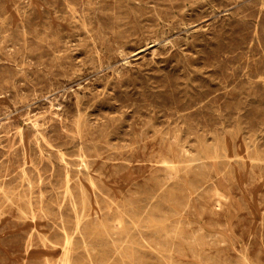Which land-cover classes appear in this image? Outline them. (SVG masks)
Masks as SVG:
<instances>
[{
	"label": "rangeland",
	"instance_id": "rangeland-1",
	"mask_svg": "<svg viewBox=\"0 0 264 264\" xmlns=\"http://www.w3.org/2000/svg\"><path fill=\"white\" fill-rule=\"evenodd\" d=\"M262 7L264 0H0V264H264Z\"/></svg>",
	"mask_w": 264,
	"mask_h": 264
},
{
	"label": "bare ground",
	"instance_id": "bare-ground-1",
	"mask_svg": "<svg viewBox=\"0 0 264 264\" xmlns=\"http://www.w3.org/2000/svg\"><path fill=\"white\" fill-rule=\"evenodd\" d=\"M3 1H4V0H3ZM54 1H55V0H54ZM57 1H58V0H57ZM74 1H75V0H74ZM191 1H192V0H191ZM215 1H216V0H215ZM217 1H218V0H217ZM238 1H239V0H238ZM17 2H18V1H17ZM46 2H47V1H46ZM199 2H200V1H199ZM226 2H228V1H226ZM240 2H241V1H240ZM13 3H14V5H15V2H13ZM19 3H21V2H19ZM28 3H29V2H28ZM55 3H56V2H55ZM98 3H99V2H98ZM195 3H196V2H195ZM197 3H198V2H197ZM242 3H243V1H242ZM250 3H251V1H250ZM252 3H253V2H252ZM47 4H48V3H47ZM53 4H54V3H53ZM56 4H57V3H56ZM152 4H153V3H152ZM180 4H181V3H180ZM201 4H202V3H201ZM204 4H205V2H204ZM223 4H224V3H223ZM223 4H222V5H223ZM228 4H229V3H228ZM232 4H233V3H232ZM247 4H248V3H247ZM257 4H258V3H257ZM64 5H65V4H64ZM189 5H190V4H189ZM195 5H196V4H195ZM250 5H252V4H250ZM26 6H27V5H26ZM135 6H136V5H135ZM138 6H139V5H138ZM176 6H177V5H176ZM200 6H201V5H200ZM204 6H206V5H203V7H204ZM215 6H216V5H215ZM232 6H233V5H232ZM255 6H256V5H255ZM69 7H70V6H69ZM89 7H90V6H89ZM91 7H92V6H91ZM91 7H90V8H91ZM143 7H144V6H143ZM198 7H199V6H198ZM213 7H214V6H213ZM226 7H227V6H226ZM239 7H240V6H239ZM15 8H17V7H15ZM20 8H21V7H20ZM99 8H100V7H99ZM146 8H147V7H146ZM247 8H248V7H247ZM257 8H258V7H257ZM262 8H263V7H262ZM262 8H261V9H262ZM2 9H3V8H2ZM17 9H18V8H17ZM57 9H58V8H57ZM70 9H71V8H70ZM199 9H200V8H199ZM210 9H211V8H210ZM244 9H245V8H244ZM263 9H264V8H263ZM18 10H19V9H18ZM63 10H64V9H63ZM75 10H76V8H75ZM75 10H74V11H75ZM238 10H239V9H238ZM69 11H70V10H69ZM90 11H91V10H90ZM205 11H206V10H205ZM218 11H219V10H218ZM222 11H223V9H222ZM230 11H231V10H230ZM232 11H233V10H232ZM1 12H2V11H1ZM28 12H29V11H28ZM184 12H185V11H184ZM211 12H212V11H211ZM227 12H228V11H227ZM244 12H245V11H244ZM43 13H45V12H43ZM201 13H202V12H201ZM246 13H247V12H246ZM257 13H259V12H257ZM202 14H203V13H202ZM207 14H208V13H207ZM229 14H230V13H229ZM252 14H253V13H252ZM255 14H256V12H255ZM30 15H31V14H30ZM44 15H45V14H44ZM78 15H79V14H78ZM242 15H243V14H242ZM247 15H250V14H247ZM26 16H27V15H26ZM32 16H34V13H33ZM238 16H239V15H238ZM253 16H254V15H253ZM84 17H85V16H84ZM247 17H248V16H247ZM27 18H28V17H27ZM33 18H34V17H33ZM197 18H198V17H197ZM234 18H236V17H234ZM249 18H250V17H249ZM252 18H253V17H252ZM255 18H256V17H255ZM263 18H264V17H263ZM6 19H7V18H6ZM40 19H41V18H40ZM228 19H229V18H228ZM239 19H240V18H239ZM243 19H244V18H243ZM260 19H261V18H260ZM0 20H1V19H0ZM177 20H178V19H177ZM223 20H224V19H223ZM230 20H231V19H230ZM2 21H4V20H2ZM31 21H32V20H31ZM36 21H37V20H36ZM151 21H152V20H151ZM151 21H149V22H151ZM188 21H189V20H188ZM231 21H232V20H231ZM241 21H242V20H241ZM243 21H244V20H243ZM243 21H242V22H243ZM176 22H177V21H176ZM182 22H184V21H182ZM199 22H200V21H199ZM226 22H227V21H226ZM228 22H229V21H228ZM235 22H236V21H235ZM245 22H246V19H245ZM247 22H248V21H247ZM262 22H264V21L262 20ZM1 23H2V22H1ZM43 23H44V22H43ZM155 23H156V22H155ZM179 23H180V22H179ZM184 23H185V22H184ZM211 23H212V22H211ZM238 23H239V22H238ZM240 23H241V22H240ZM251 23H252V22H251ZM5 24H6V23H5ZM29 24H30V23H29ZM35 24H36V23H35ZM35 24H34V25H35ZM44 24H45V23H44ZM76 24H77V23H76ZM79 24H80V23H79ZM84 24H85V23H84ZM109 24H110V23H109ZM123 24H124V23H123ZM127 24H128V23H127ZM182 24H183V23H182ZM205 24H206V23H205ZM212 24H213V23H212ZM223 24H224V23H223ZM229 24H230V23H229ZM231 24H234V20H233V23H231ZM245 24H246V23H245ZM260 24H261V23H260ZM32 25H33V24H32ZM36 25H37V24H36ZM46 25H47V24H46ZM215 25H216V24H215ZM215 25H212V26L215 27ZM227 25H228V24H227ZM262 25H263V24H262ZM0 26H1V25H0ZM30 26H31V25H30ZM49 26H50V25H49ZM74 26H75V25H74ZM204 26H205V25H204ZM230 26H231V25H230ZM230 26H229V27H230ZM238 26H239V25H238ZM244 26H245V25H244ZM246 26H247V25H246ZM248 26H250V25H248ZM248 26H247V27H248ZM253 26H254V25H253ZM23 27H24V26H23ZM177 27H179V26H177ZM177 27H176V28H177ZM206 27H207V26H206ZM236 27H237V26H236ZM242 27H243V26H242ZM242 27H241V29H243ZM250 27H251V26H250ZM250 27H249V28H250ZM0 28L2 29V27H0ZM73 28H74V27H73ZM224 28H225V26H224ZM252 28H253V27H252ZM252 28H251V29H252ZM37 29H38V28H37ZM75 29H76V27H75ZM110 29H111V28H110ZM178 29H179V28H178ZM209 29H210V28H209ZM216 29H217V28H216ZM235 29H236V28H235ZM28 30L30 31V29H28ZM28 30H27V31H28ZM48 30H49V29H48ZM48 30H47V31H48ZM158 30H159V29H158ZM211 30H212V29H211ZM223 30H224V29H223ZM226 30H227V29H226ZM226 30H225V31H226ZM233 30H234V29H233ZM233 30H232V31H233ZM4 31H5V30H4ZM16 31H17V30H16ZM35 31H36V30H35ZM44 31H45V30H44ZM50 31H51V30H50ZM169 31H170V30H169ZM213 31H214V30H213ZM216 31H218V30H216ZM225 31H224V32H225ZM232 31H231V32H232ZM256 31H257V29H256ZM261 31H262V30H261ZM20 32H21V31H20ZM45 32H46V31H45ZM159 32H160V31H159ZM175 32H176V31H175ZM235 32H236V31H235ZM27 33H28V32H27ZM33 33H34V32H33ZM39 33H40V32H39ZM211 33H212V31H211ZM220 33H221V32H220ZM222 33H223V32H222ZM226 33H227V32H226ZM5 34H6V33H5ZM25 34H26V33H25ZM79 34H80V33H79ZM198 34H199V33H198ZM201 34H202V33H201ZM232 34H233V33H232ZM243 34H244V33H243ZM243 34H241V35H243ZM39 35H40V34H39ZM186 35H187V34H186ZM202 35L204 36V34H202ZM216 35H217V34H216ZM222 35H223V34H222ZM233 35H234V34H233ZM250 35H251V34H250ZM37 36H38V35H37ZM45 36H46V35H45ZM261 36H262V35H261ZM13 37H14V36H13ZM18 37H20V36H18ZM35 37H36V36H35ZM55 37H56V36H55ZM77 37H79V36H77ZM87 37H88V35H87ZM204 37H205V36H204ZM224 37H225V36H224ZM226 37H227V36H226ZM234 37H235V36H234ZM250 37H251V36H250ZM257 37H258V35H257ZM263 37H264V36H263ZM53 38H54V37H53ZM120 38H121V37H120ZM162 38H163V37H162ZM219 38H220V37H219ZM229 38H231V37H229ZM235 38H236V37H235ZM252 38H253V37H252ZM2 39H3V37H2ZM11 39H12V38H11ZM32 39H34V38H32ZM38 39H39V38H38ZM48 39H49V38H48ZM92 39H93V38H92ZM177 39H178V38H177ZM197 39H198V38H197ZM201 39H202V37H201ZM207 39H208V38H207ZM213 39L215 40V38H213ZM222 39H223V38H222ZM248 39H249V38H248ZM253 39H254V38H253ZM12 40H14V38H13ZM19 40H21V38H20ZM30 40H31V39H30ZM44 40H45V38H44ZM204 40H205V39H204ZM216 40H217V39H216ZM225 40H226V39H225ZM258 40H259V39H258ZM17 41H18V39H17ZM47 41H49V40H47ZM52 41H54V40H52ZM73 41H74V40H73ZM92 41H93V40H92ZM208 41H209V40H208ZM253 41H254V40H252V42H253ZM13 42H14V41H13ZM23 42H24V41H23ZM62 42H63V41H62ZM78 42H79V41H78ZM185 42H186V41H185ZM185 42H184V43H185ZM206 42H207V41H206ZM209 42H210V41H209ZM213 42H214V41H213ZM233 42H234V41H233ZM241 42H242V41H241ZM249 42H250V40H249ZM252 42H250V43H252ZM84 43H85V42H84ZM214 43H215V42H214ZM238 43H239V42H238ZM242 43H243V42H242ZM244 43H245V41H244ZM253 43H254V42H253ZM256 43H257V42H256ZM262 43H263V42H262ZM12 44H13V43H12ZM34 44H35V43H34ZM36 44H37V43H36ZM38 44H39V43H38ZM44 44H45V43H44ZM86 44H87V42H86ZM109 44H110V43H109ZM187 44H188V43H187ZM199 44H200V43H199ZM208 44H209V43H208ZM223 44H224V42H223ZM236 44H237V42H236ZM257 44H258V43H257ZM259 44H260V43H259ZM13 45H16V44H13ZM50 45H51V44H50ZM54 45H55V44H54ZM69 45H70V44H69ZM171 45H172V44H171ZM176 45H177V44H176ZM188 45H189V44H188ZM194 45H196V44H194ZM240 45H241V44H240ZM240 45H239V46H240ZM246 45H247V44H246ZM10 46H11V45H10ZM23 46H24V45H23ZM36 46H37V45H36ZM179 46H180V45H179ZM200 46H201V45H200ZM203 46H204V45H203ZM203 46H202V50H203ZM210 46H211V45H210ZM220 46H221V45H220ZM260 46H261V45H260ZM66 47H67V46H66ZM95 47H96V46H95ZM95 47H94V48H95ZM126 47H127V46H126ZM192 47H193V46H192ZM213 47H214V46H213ZM226 47H227V46H226ZM241 47H242V46H241ZM241 47H239V48H241ZM254 47H256V46H254ZM51 48H52V47H51ZM77 48H78V47H77ZM177 48H178V47H177ZM180 48H181V47H180ZM189 48H190V47H189ZM209 48H211V47H209ZM235 48H236V47H235ZM249 48H250V47H249ZM249 48H248V49H249ZM252 48H253V47H252ZM18 49H19V48H18ZM127 49H128V48H127ZM174 49H175V48H174ZM178 49H179V48H178ZM187 49H188V48H187ZM214 49H216V48H214ZM230 49H231V47H230ZM230 49H229V50H230ZM232 49H233V47H232ZM58 50H59V49H58ZM92 50H93V49H92ZM163 50H164V48H163ZM181 50H182V49H181ZM185 50H186V49H185ZM196 50H197V49H196ZM200 50H201V49H200ZM208 50H209V49H208ZM239 50H240V49H239ZM243 50H244V49H243ZM263 50H264V49H263ZM263 50H262V51H263ZM8 51H9V50H8ZM49 51H50V50H49ZM52 51H53V50H52ZM77 51H78V50H77ZM112 51H113V50H112ZM210 51H211V50H210ZM233 51H234V50H233ZM246 51H247V49H246ZM44 52H45V51H44ZM87 52H88V51H87ZM104 52H105V51H104ZM158 52H159V51H158ZM183 52H184V51H183ZM183 52H182V53H183ZM186 52H187V51H186ZM221 52H222V50H221ZM227 52H228V51H227ZM250 52H251V51H250ZM4 53H5V51H4ZM13 53H14V52H13ZM77 53H78V52H77ZM80 53H81V52H80ZM84 53H85V52H84ZM89 53H90V52H89ZM92 53H93V52H92ZM179 53H180V52H179ZM231 53H232V52H231ZM260 53H262V52H260ZM260 53H259V54H260ZM59 54H60V53H59ZM97 54H98V53H97ZM176 54H177V53H176ZM187 54H188V53H187ZM205 54H206V53H205ZM226 54H227V53H226ZM233 54H234V53H233ZM35 55H36V54H35ZM43 55H46V54H43ZM88 55H89V54H88ZM99 55H100V54H99ZM178 55H179V54H178ZM191 55H192V54H191ZM196 55H197V54H196ZM198 55H199V54H198ZM222 55H223V54H222ZM231 55H232V54H231ZM244 55H245V54H244ZM244 55H243V56H244ZM36 56H37V55H36ZM53 56H54V55H53ZM55 56H56V55H55ZM114 56H115V55H114ZM186 56H187V55H186ZM208 56H209V55H208ZM219 56H220V55H219ZM241 56H242V54H241ZM246 56H248V55H246ZM19 57H20V56H19ZM86 57H87V56H86ZM88 57H89V56H88ZM177 57H178V59H181V58H179V56H177ZM204 57H205V56H204ZM210 57H211V56H210ZM41 58H42V57H41ZM48 58H49V57H48ZM98 58H99V57H98ZM109 58H110V57H109ZM200 58H201V57H200ZM223 58H224V57H223ZM228 58H229V57H228ZM232 58H233V57H232ZM211 59H212V58H211ZM236 59H237V58H236ZM239 59H240V58H239ZM262 59H264V57H263ZM55 60H56V59H55ZM57 60H58V59H57ZM85 60H86V59H85ZM92 60H93V59H92ZM99 60H100V59H99ZM176 60H177V59H176ZM182 60H183V58H182ZM186 60H187V58H186ZM192 60H193V59H192ZM204 60H205V59H204ZM206 60H208V59H206ZM222 60H223V59H222ZM224 60H225V58H224ZM233 60H234V59H233ZM250 60H251V59H250ZM259 60H260V59H259ZM8 61H9V60H8ZM136 61H137V60H136ZM147 61H148V59H147ZM160 61H161V60H160ZM172 61H173V59H172ZM174 61H175V60H174ZM174 61H173V62H174ZM188 61H189V60H188ZM208 61H209V60H208ZM208 61H207V62H208ZM246 61H247V60H246ZM253 61H254V60H253ZM263 61H264V60H263ZM263 61H262V62H263ZM26 62H27V61H26ZM56 62H57V61H56ZM78 62H79V61H78ZM129 62H130V61H129ZM137 62H138V61H137ZM176 62H177V61H176ZM179 62H180V61H179ZM219 62H220V61H219ZM239 62H240V60H239ZM24 63H25V62H24ZM48 63H49V62H48ZM94 63H95V62H94ZM100 63H101V62H100ZM148 63H150V62H148ZM189 63H190V62H189ZM195 63H196V62H195ZM195 63H194V64H195ZM198 63H199V62H198ZM215 63H216V62H215ZM230 63H231V62H230ZM232 63H233V62H232ZM263 63H264V62H263ZM38 64H39V63H38ZM79 64H80V63H79ZM79 64H78V65H79ZM183 64H185V62H184ZM209 64H210V63H209ZM224 64H225V63H224ZM235 64H236V63H235ZM240 64H241V63H240ZM252 64H253V63H251V65H252ZM259 64H261V62H260ZM33 65H34V64H33ZM100 65H101V64H100ZM147 65H148V64H147ZM150 65H151V64H150ZM185 65H186V64H185ZM202 65H203V64H202ZM211 65H212V63H211ZM248 65H249V64H248ZM254 65H255V63H254ZM262 65H263V64H262ZM190 66H191V65H190ZM198 66H199V65H198ZM208 66H209V65H208ZM221 66H222V65H221ZM229 66H230V64H229ZM255 66H256V65H255ZM255 66H254V67H255ZM19 67H21V66H19ZM84 67H85V66H84ZM171 67H172V66H171ZM182 67H185V66H182ZM196 67H197V66H196ZM196 67H195V68H196ZM201 67H202V66H201ZM226 67H227V66H226ZM239 67H240V66H239ZM244 67H245V66H244ZM246 67H248V66L246 65ZM246 67H245V68H246ZM37 68H38V67H37ZM85 68H86V67H85ZM92 68H93V67H92ZM179 68H180V67H179ZM198 68H200V67H198ZM209 68H210V67H209ZM219 68H220V67H219ZM227 68H228V67H227ZM240 68H241V67H240ZM259 68H260V67H259ZM259 68H258V69H259ZM101 69H102V68H101ZM139 69H140V68H139ZM184 69H185V68H184ZM188 69L190 70V68H188ZM212 69H213V68H212ZM247 69H248V68H247ZM262 69H264V68L262 67ZM18 70H20V69H18ZM58 70H59V69H58ZM83 70H84V69H83ZM96 70H97V69H96ZM145 70H146V69H145ZM150 70H151V69H150ZM157 70H158V69H157ZM172 70H173V69H172ZM172 70H171V71H172ZM189 70H188V71H189ZM197 70H198V69H197ZM207 70H208V69H207ZM255 70H256V69H255ZM13 71H14V70H13ZM105 71H106V70H105ZM111 71H112V70H111ZM116 71H117V69H116ZM147 71H149V70H147ZM152 71H154V70H152ZM164 71H165V70H164ZM176 71H177V70H176ZM202 71H203V70H202ZM205 71H206V69H205ZM250 71H251V70H250ZM165 72H166V71H165ZM169 72H170V71H169ZM177 72H178V71H177ZM189 72H190V71H189ZM195 72H196V71H195ZM255 72H256V71H255ZM17 73H18V72H17ZM23 73H24V72H23ZM58 73H59V72H58ZM58 73H57V74H58ZM120 73H121V72H120ZM140 73H141V72H140ZM167 73H168V72H167ZM174 73H175V71H174ZM181 73H182V72H181ZM183 73H184V72H183ZM183 73H182V74H183ZM193 73H194V72H193ZM196 73H197V72H196ZM203 73H204V72H203ZM213 73H214V72H213ZM246 73H247V72H246ZM20 74H21V73H20ZM39 74H40V73H39ZM133 74H134V73H133ZM145 74H146V73H145ZM191 74H192V73H191ZM198 74H199V73H198ZM219 74H220V72H219ZM243 74H244V71H243ZM263 74H264V73H263ZM31 75H32V73H31ZM40 75H41V74H40ZM52 75H53V74H52ZM73 75H74V74H73ZM76 75H78V74H76ZM122 75H123V74H122ZM136 75H137V74H136ZM141 75H142V74H141ZM177 75H179V74H177ZM187 75H188V73H187ZM206 75H207V74H206ZM229 75H230V73H229ZM235 75H236V74H235ZM4 76H5V75H4ZM79 76H81V75H79ZM133 76H135V75H133ZM142 76H143V75H142ZM149 76H150V75H149ZM169 76H171V75H169ZM172 76H173V75H172ZM183 76H184V75H183ZM189 76H190V75H189ZM194 76H195V75H194ZM198 76H199V75H198ZM211 76H212V75H211ZM214 76H215V75H214ZM241 76H242V74H241ZM6 77H7V76H6ZM34 77H35V76H34ZM46 77H47V76H46ZM61 77H62V76H61ZM63 77H64V76H63ZM137 77L139 78L138 75H137ZM154 77H155V76H154ZM177 77H178V76H177ZM180 77H181V76H180ZM180 77H178V78H180ZM196 77H197V76H196ZM199 77H200V76H199ZM199 77H197V78H199ZM215 77H216V76H215ZM231 77H232V76H231ZM249 77H250V76H249ZM3 78H4V77H3ZM7 78H8V77H7ZM37 78H38V77H37ZM79 78H80V77H79ZM92 78H93V77H92ZM127 78H128V77H127ZM127 78H126V80H125V79H124V80L127 81ZM133 78H134V77H133ZM159 78H160V77H159ZM202 78H203V77H202ZM221 78H222V77H221ZM229 78H230V77H229ZM243 78H244V76H243ZM255 78H256V77H255ZM22 79H23V78H22ZM46 79H47V78H46ZM64 79H65V78H64ZM75 79H76V77H75ZM99 79H100V77H99ZM106 79H107V78H106ZM160 79H162V78H160ZM168 79H169V78H168ZM173 79H174V78H173ZM173 79H172V80H173ZM176 79H177V78H176ZM187 79H188V78H187ZM200 79H201V78H200ZM208 79H209V78H208ZM222 79H224V78H222ZM236 79H237V78H236ZM16 80H17V79H16ZM16 80H15V82H16ZM47 80H48V79H47ZM94 80H95V79H94ZM146 80H147V79H146ZM149 80H150V79H149ZM155 80H156V79H155ZM181 80H182V78H181ZM190 80H191V79H190ZM194 80H195V79H194ZM204 80H205V79H204ZM224 80H225V79H224ZM227 80H228V79H227ZM17 81H18V80H17ZM55 81H56V80H55ZM101 81H102V80H101ZM105 81H106V80H105ZM121 81H122V80H121ZM147 81H148V80H147ZM161 81H162V80H161ZM188 81H189V80H188ZM195 81H197V80H195ZM195 81H193V82H195ZM211 81H212V80H211ZM213 81H214V80H213ZM215 81H216V80H215ZM220 81H221V80H220ZM230 81H231V80H230ZM237 81H238V80H237ZM242 81H243V80H242ZM242 81H241V82H242ZM245 81H246V80H245ZM258 81H259V80H258ZM260 81H261V80H260ZM4 82H5V81H4ZM26 82H27V81H26ZM71 82H72V81H71ZM109 82H110V81H109ZM131 82H132V81H131ZM140 82H141V81H140ZM189 82H190V81H189ZM200 82H201V81H200ZM202 82H203V81H202ZM204 82H205V81H204ZM246 82H247V81H246ZM253 82H255V81H253ZM20 83H21V82H20ZM33 83H34V82H33ZM120 83H121V82H120ZM122 83H124V82H122ZM141 83H142V82H141ZM148 83H149V82H148ZM148 83H147V84H148ZM160 83H161V82H160ZM170 83H171V82H170ZM183 83H185V82H183ZM207 83H208V82H207ZM213 83H214V82H213ZM250 83H251V82H250ZM28 84H29V83H28ZM35 84H36V83H35ZM39 84H40V83H39ZM128 84H129V83H128ZM157 84H159V83H157ZM177 84H178V83H177ZM216 84H217V83H216ZM229 84H230V83H229ZM247 84H248V83H247ZM5 85H6V83H5ZM23 85H24V84H23ZM29 85H30V84H29ZM37 85H38V84H37ZM190 85H191V84H190ZM193 85H194V84H193ZM201 85H202V84H201ZM210 85H211V84H210ZM219 85H220V84H219ZM224 85H225V84H224ZM233 85H234V84H233ZM17 86H18V85H17ZM78 86H79V85H78ZM104 86H105V85H104ZM120 86H121V85H120ZM149 86H150V84H149ZM166 86H167V85H166ZM174 86L176 87L177 85L174 84ZM174 86H173V87H174ZM221 86H222V85H221ZM221 86H220V87H221ZM240 86H241V85H240ZM245 86H246V85H245ZM251 86H252V85H251ZM256 86H257V84H256ZM259 86H260V85H259ZM261 86H262V85H261ZM261 86H260V87H261ZM105 87H106V86H105ZM117 87H118V86H117ZM121 87H122V86H121ZM128 87H129V86H128ZM131 87H134V86H131ZM142 87H143V86H142ZM171 87H172V86H171ZM178 87H179V86H178ZM184 87H185V86H184ZM197 87H198V86H197ZM257 87H258V86H257ZM53 88H54V87H53ZM91 88H92V87H91ZM115 88H116V87H115ZM134 88H135V87H134ZM162 88H163V87H162ZM204 88H205V87H204ZM226 88H228V87H226ZM229 88H230V87H229ZM237 88H239V86H237ZM250 88H251V87H250ZM258 88H259V87H258ZM34 89H35V88H34ZM40 89H42V88H40ZM82 89H83V88H82ZM107 89H108V88H107ZM118 89H119V88H118ZM126 89H127V88H126ZM164 89H165V88H164ZM169 89H170V88H169ZM175 89H177V88H175ZM212 89H213V88H212ZM223 89H224V88H223ZM232 89H233V88H232ZM242 89H243V88H242ZM242 89H241V90H242ZM247 89H248V88H247ZM255 89H256V88H255ZM261 89H262V88H261ZM114 90H115V89H114ZM114 90H113V91H114ZM123 90H124V89H123ZM143 90H144V89H143ZM194 90H195V89H194ZM209 90H210V89H209ZM235 90H236V89H235ZM15 91H16V90H15ZM20 91H21V90H20ZM36 91H37V90H36ZM46 91H47V90H46ZM46 91H45V92H46ZM75 91H76V90H75ZM131 91H132V90H131ZM135 91H136V90H135ZM137 91H138V90H137ZM144 91H145V90H144ZM146 91H147V90H146ZM161 91H162V90H161ZM161 91H159V92H161ZM188 91H189V89H188ZM190 91H191V90H190ZM201 91H202V90H201ZM221 91H222V90H221ZM243 91H244V90H243ZM262 91H263V89H262ZM21 92H22V91H21ZM32 92H33V90H32ZM54 92H55V91H54ZM123 92H124V91H123ZM140 92H141V90H140ZM154 92H155V91H154ZM178 92H179V91H178ZM194 92H195V91H194ZM199 92H200V91H199ZM209 92H210V91H209ZM209 92H208V93H209ZM1 93H2V92H1ZM41 93H43V92H41ZM50 93H51V91H50ZM119 93H120V92H118V94H119ZM124 93L126 94V92H124ZM133 93H135V92H133ZM136 93H137V92H136ZM179 93H180V92H179ZM184 93H185V91H184ZM187 93H188V92H187ZM197 93H198V92H197ZM201 93H202V92H201ZM204 93H205V92H204ZM232 93H233V92H232ZM247 93H249V92H247ZM247 93H246V94H247ZM258 93H259V92H258ZM74 94H75V93H74ZM107 94H108V93H107ZM122 94H123V93H122ZM129 94H131V93H129ZM147 94H148V93H147ZM149 94H150V93H149ZM166 94H167V93H166ZM175 94H176V93H175ZM177 94H178V93H177ZM224 94H225V93H224ZM239 94H240V93H239ZM239 94H238V95H239ZM246 94H245V95H246ZM27 95H28V94H27ZM110 95H111V94H110ZM120 95H121V94H120ZM151 95H152V94H151ZM153 95H154V94H153ZM162 95H163V94H162ZM193 95H194V94H193ZM213 95H214V94H213ZM229 95H230V94H229ZM248 95H249V94H248ZM18 96H19V95H18ZM18 96H17V97H18ZM24 96H25V95H24ZM55 96H56V95H55ZM158 96H159V95H158ZM164 96H165V94H164ZM185 96H186V95H185ZM190 96H191V95H190ZM194 96H195V95H194ZM196 96H199V95L197 94ZM196 96H195V97H196ZM200 96H201V95H200ZM200 96H199V97H200ZM203 96H204V95H203ZM203 96H201V97H203ZM208 96H209V95H208ZM208 96H207V97H208ZM211 96H212V94H211ZM216 96H217V95H216ZM221 96H222V95H221ZM252 96H253V95H252ZM113 97H114V96H113ZM142 97H143V96H142ZM151 97H152V96H151ZM171 97H173V96H171ZM191 97H192V96H191ZM250 97H251V96H250ZM18 98H20V97H18ZM79 98H80V97H79ZM111 98H112V97H111ZM133 98H134V97H133ZM143 98H144V97H143ZM145 98H146V97H145ZM147 98L149 99V97H147ZM157 98H159V97H157ZM167 98H169V97H167ZM193 98H194V97H193ZM216 98H217V97H216ZM225 98H226V97H225ZM241 98H242V97H241ZM64 99H65V98H64ZM72 99H73V98H72ZM123 99H125V98H123ZM126 99H127V98H126ZM172 99H173V98H172ZM185 99H186V98H185ZM194 99H195V98H194ZM202 99H203V98H202ZM205 99H206V98H205ZM223 99H224V98H223ZM242 99H243V98H242ZM46 100H47V99H46ZM70 100H71V99H70ZM74 100H75V99H74ZM77 100H78V99H77ZM95 100H96V99H95ZM127 100H128V99H127ZM154 100H155V99H154ZM169 100H170V99H169ZM225 100H227V99H225ZM245 100H246V99H245ZM251 100H252V99H251ZM257 100H258V99H257ZM257 100H256V103H257ZM115 101H116V99H115ZM117 101H118V100H117ZM147 101H149V100H147ZM171 101H172V100H171ZM196 101H197V100H196ZM213 101H214V100H213ZM221 101H222V100H221ZM231 101H232V100H231ZM247 101H248V100H247ZM253 101H254V100H253ZM19 102H20V101H19ZM21 102H22V101H21ZM45 102H46V101H45ZM48 102H49V101H48ZM85 102H86V101H85ZM184 102H185V101H184ZM209 102H210V101H209ZM209 102H208V103H209ZM215 102H216V101H215ZM226 102H227V101H226ZM70 103H71V102H70ZM99 103H100V102H99ZM116 103H117V102H116ZM126 103H128V102H126ZM165 103H166V102H165ZM167 103H168V102H167ZM197 103H198V102H197ZM199 103H200V102H199ZM228 103H229V102H228ZM228 103H227V104H228ZM242 103H243V102H242ZM49 104H50V103H49ZM76 104H77V103H76ZM80 104H81V103H80ZM122 104H123V103H121V105H122ZM169 104H171V103H169ZM191 104H192V103H191ZM210 104H211V103H210ZM104 105H105V104H104ZM164 105H165V104H163V106H164ZM180 105H181V104H180ZM180 105H179V106H180ZM231 105H232V104H231ZM231 105H230V106H231ZM235 105H237V104H235ZM239 105H240V104H239ZM245 105H246V104H245ZM102 106H103V105H102ZM154 106H155V104H154ZM181 106H182V105H181ZM183 106H184V105H183ZM190 106H191V105H190ZM207 106H208V105H207ZM223 106H224V105H223ZM225 106H226V105H225ZM237 106H238V105H237ZM237 106H236V107H237ZM74 107H75V106H74ZM120 107H121V106H120ZM139 107H140V106H139ZM165 107H167V106L165 105ZM174 107H175V106H174ZM174 107H173V108H174ZM187 107H188V105H187ZM227 107H228V105H227ZM238 107H239V106H238ZM241 107H242V106H241ZM250 107H251V105H250ZM256 107L258 108V106H256ZM100 108H101V107H100ZM117 108H118V107H117ZM117 108H116V109H117ZM145 108H146V107H145ZM145 108H144V109H145ZM150 108H151V107H150ZM213 108H214V107H213ZM216 108H217V107H216ZM219 108H220V107H219ZM234 108H235V107H234ZM53 109H54V108H53ZM109 109H110V108H109ZM111 109H112V108H111ZM114 109H115V108H114ZM118 109H119V108H118ZM135 109H136V108H135ZM142 109H143V108H142ZM147 109H148V108H147ZM152 109H153V108H152ZM154 109H156V108H154ZM154 109H153V110H154ZM165 109H166V108H165ZM170 109H171V106H170ZM179 109H180V108H179ZM206 109H207V108H206ZM238 109H239V108H238ZM74 110H75V109H74ZM78 110H79V109H78ZM95 110H96V109H95ZM133 110H134V109H133ZM156 110H157V109H156ZM163 110H164V108H163ZM173 110H175V108H174ZM183 110H184V109H183ZM197 110H198V109H197ZM231 110H232V109H231ZM248 110H249V109H248ZM140 111H141V110H140ZM146 111H147V110H146ZM159 111H160V110H159ZM180 111H181V110H180ZM191 111H192V110H191ZM202 111H203V110H202ZM207 111H208V110H207ZM222 111H223V110H222ZM252 111H253V110H252ZM23 112H24V111H23ZM26 112H27V111H26ZM69 112L71 113V111H69ZM91 112H92V111H91ZM103 112H104V111H103ZM150 112H151V111H150ZM152 112H153V111H152ZM152 112H151V113H152ZM177 112H178V111H177ZM185 112H187V111H185ZM209 112H210V111H209ZM235 112H236V110H235ZM260 112H261V111H260ZM41 113H42V112H41ZM41 113H40V114H41ZM43 113H44V112H43ZM77 113H78V112H77ZM114 113H115V112H114ZM116 113H117V112H116ZM125 113L127 114V112H125ZM135 113H136V112H135ZM140 113H141V112H140ZM148 113H149V112H148ZM151 113H150V114H151ZM163 113H164V112H163ZM183 113H184V112H183ZM227 113H228V112H227ZM232 113H233V112H232ZM236 113H237V112H236ZM263 113H264V112H263ZM37 114H38V113H37ZM50 114H51V113H50ZM52 114H53V113H52ZM68 114H69V113H68ZM88 114H89V113H88ZM100 114H101V112H100ZM109 114H110V113H109ZM109 114H108V115H109ZM111 114H112V113H111ZM123 114H124V113H123ZM123 114H122V115H123ZM142 114H143V113H142ZM158 114H160V113H158ZM201 114H202V112H201ZM215 114H217V113H215ZM219 114H221V113L219 112ZM251 114H253V113H251ZM251 114H250V115H251ZM257 114H258V113H257ZM113 115H114V114H113ZM134 115H135V114H134ZM134 115H133V116H134ZM136 115H137V113H136ZM139 115H140V114H139ZM145 115H147V114L145 113ZM153 115H154V113H153ZM164 115H165V114H164ZM197 115H198V114H197ZM170 116H171V115H170ZM173 116H174V115H173ZM187 116H188V115H187ZM187 116H186V117H187ZM199 116H200V115H199ZM253 116H254V115H253ZM56 117H57V116H56ZM73 117H74V116H73ZM73 117H72V118H73ZM84 117H85V116H84ZM91 117H92V116H91ZM97 117H98V116H97ZM103 117H104V116H103ZM117 117H118V116H117ZM126 117H127V116H126ZM142 117H143V116H142ZM166 117H167V116H166ZM201 117H202V116H201ZM207 117H208V116H207ZM210 117H211V116H210ZM212 117H213V116H212ZM217 117H218V116H217ZM246 117H247V116H246ZM258 117H259V116H258ZM89 118H90V117H89ZM112 118H113V116H112ZM150 118H151V116H150ZM152 118H153V116H152ZM164 118H165V117H164ZM189 118H190V117H189ZM189 118H188V119H189ZM219 118H220V117H219ZM261 118H262V117H261ZM91 119H92V118H91ZM93 119H94V118H93ZM95 119H96V118H95ZM104 119H105V118H104ZM125 119H126V118H125ZM186 119H187V118H186ZM200 119H201V118H200ZM200 119H199V120H200ZM220 119H221V118H220ZM41 120H42V119H41ZM56 120H57V119H56ZM58 120H59V119H58ZM80 120H81V118H80ZM87 120H88V119H87ZM89 120H90V119H89ZM116 120H117V119H116ZM121 120H123V119H121ZM130 120H131V119H130ZM142 120H144V119H142ZM145 120H146V119H145ZM168 120H169V119H168ZM179 120H180V119H179ZM207 120H208V119H207ZM218 120H219V119H218ZM226 120H227V119H226ZM232 120H233V119H232ZM28 121H29V120H28ZM60 121H61V120H60ZM114 121H115V119H114ZM136 121H137V117H136ZM149 121H150V120H149ZM165 121H166V120H165ZM174 121H175V119H174ZM176 121H177V120H176ZM186 121H187V120H186ZM193 121H195V120H193ZM208 121H209V120H208ZM210 121H211V120H210ZM215 121H216V120H215ZM255 121H256V120H255ZM79 122H80V121H79ZM107 122H108V121H107ZM107 122H106V123H107ZM117 122H118V120H117ZM119 122H120V121H119ZM132 122H133V121H132ZM168 122H169V121H168ZM178 122H179V121H178ZM188 122H189V121H188ZM190 122H192V121H190ZM226 122H227V121H226ZM115 123H116V121H115ZM136 123H137V122H136ZM140 123H141V122H140ZM147 123H148V122H147ZM160 123H161V122H160ZM160 123H159V124H160ZM184 123H185V122H184ZM198 123H199V122H198ZM219 123H220V122H219ZM233 123H234V122H233ZM256 123H257V121H256ZM15 124H16V123H15ZM78 124H79V123H78ZM100 124H101V123H100ZM107 124H108V123H107ZM163 124H164V123H163ZM204 124H205V123H204ZM8 125H10V124H8ZM16 125H17V124H16ZM74 125H76V124H74ZM74 125H73V126H74ZM83 125H84V124H83ZM94 125H95V122H94ZM105 125H106V124H105ZM108 125H109V124H108ZM120 125H121V124H120ZM130 125H131V124H130ZM135 125H136V124H135ZM142 125H143V124H142ZM174 125H176V123H175ZM187 125H188V124H187ZM208 125H209V124H208ZM213 125H214V124H213ZM219 125H220V124H219ZM223 125H224V124H223ZM5 126H6V125H5ZM76 126L78 127V125H76ZM106 126H107V125H106ZM152 126H153V125H152ZM176 126H177V125H176ZM211 126H212V125H211ZM252 126H253V125H252ZM62 127H63V126H62ZM98 127H99V126H98ZM100 127H101V126H100ZM137 127H138V126H137ZM188 127H189V126H188ZM194 127H195V126H194ZM200 127H201V126H200ZM223 127H224V126H223ZM65 128H66V127H65ZM72 128H73V127H72ZM74 128H76V127H74ZM125 128H126V127H125ZM132 128H134V127H132ZM132 128H130V129H132ZM196 128H197V127H196ZM198 128H199V127H198ZM248 128H250V127H248ZM5 129H6V128H5ZM27 129H28V128H27ZM66 129H68V128H66ZM139 129H140V128H139ZM160 129H161V128H160ZM167 129H168V128H167ZM188 129H189V128H188ZM192 129H193V128H192ZM200 129H201V128H200ZM260 129H261V128H260ZM263 129H264V128H263ZM68 130H69V129H68ZM71 130H72V129H71ZM121 130H122V129H121ZM132 130H133V129H132ZM149 130H150V129H149ZM151 130H152V129H151ZM165 130H166V129H165ZM169 130H170V129H169ZM194 130H195V129H194ZM61 131H62V130H61ZM73 131H74V130H73ZM73 131H72V132H73ZM146 131H147V130H146ZM154 131H155V130H154ZM154 131H153V132H154ZM190 131H191V130H190ZM206 131H207V130H206ZM62 132H63V131H62ZM122 132H123V131H122ZM131 132H132V131H131ZM131 132H130V133H131ZM150 132H151V131H150ZM155 132H156V131H155ZM163 132H164V131H163ZM166 132H167V131H166ZM224 132H225V131H224ZM56 133H57V131H56ZM79 133H80V132H79ZM98 133H99V132H98ZM100 133H101V132H100ZM118 133H119V132H118ZM144 133H145V132H144ZM187 133H188V132H187ZM21 134H22V133H21ZM39 134H40V133H39ZM59 134H60V133H59ZM139 134H140V133H139ZM155 134H156V133H155ZM192 134H193V132H192ZM197 134H198V133H197ZM73 135H75V134H73ZM102 135H103V132H102ZM123 135H124V133H123ZM132 135H133V134H132ZM142 135H143V134H142ZM142 135H141V136H142ZM187 135H188V134H187ZM4 136H5V135H4ZM59 136H60V135H59ZM126 136H127V135H126ZM130 136H131V135H130ZM133 136H134V135H133ZM144 136H145V135H144ZM157 136H158V135H157ZM203 136H204V134H203ZM1 137H2V136H1ZM16 137H17V136H16ZM21 137H22V136H21ZM64 137H65V136H64ZM94 137H95V136H94ZM101 137H102V136H101ZM119 137H120V136H119ZM123 137H124V136H123ZM147 137H148V136H147ZM153 137H154V136H153ZM162 137H163V136H162ZM162 137H161V138H162ZM189 137H190V136H189ZM17 138H19V137H17ZM112 138H113V137H112ZM128 138H129V137H128ZM151 138H152V137H151ZM156 138H157V137H156ZM187 138H188V137H187ZM20 139H21V138H20ZM60 139H61V138H60ZM60 139H59V140H60ZM123 139H125V138H123ZM135 139H136V138H135ZM162 139H163V138H162ZM210 139H212V138H210ZM63 140H64V139H63ZM75 140H76V139H75ZM128 140H129V139H128ZM131 140H132V139H131ZM131 140H129V141H131ZM164 140H165V139H164ZM208 140H209V139H208ZM261 140H262V139H261ZM9 141H10V140H9ZM43 141H44V140H43ZM192 141H193V140H192ZM196 141H197V140H196ZM21 142H22V144H23L24 141L21 140ZM81 142H82V141H81ZM162 142H163V141H162ZM61 143H62V142H61ZM159 143H160V142H159ZM165 143H166V142H165ZM168 143H169V142H168ZM198 143H199V142H198ZM31 144H32V143H31ZM37 144H38V143H37ZM62 144H63V143H62ZM116 144H117V146H119L118 143H116ZM116 144H115V146H116ZM125 144H126V143H125ZM154 144H155V143H154ZM120 145H121V144H120ZM127 145H128V144H127ZM163 145H165V144H163ZM50 146H51V145H50ZM124 146H125V145H124ZM129 146H130V145H129ZM250 146H251V145H250ZM188 147H189V146H188ZM35 148H36V147H35ZM100 148H101V147H100ZM136 148H137V147H136ZM178 148H179V147H178ZM192 148H193V147H192ZM249 148H250V147H249ZM2 149H3V148H2ZM50 149H51V147H50ZM53 149H54V148H53ZM81 149H82V148H81ZM146 149H147V148H146ZM159 149H160V148H159ZM218 149H219V148H218ZM218 149H217V150H218ZM0 150H1V149H0ZM3 150H4V149H3ZM37 150H38V149H37ZM83 150H84V149H83ZM132 150H133V149H132ZM147 150H148V149H147ZM170 150H172V149H170ZM225 150H226V149H225ZM4 151H6V150H4ZM86 151H87V150H86ZM128 151H129V150H128ZM168 151H169V149H168ZM226 151H227V150H226ZM89 152H90V151H89ZM114 152H115V151H114ZM126 152H127V151H126ZM183 152L185 153V151H183ZM46 153H47V152H46ZM70 153H71V152H70ZM116 153H117V152H116ZM171 153H172V151H171ZM171 153H170V155H171ZM184 153H183V154H184ZM3 154H4V153H3ZM17 154H18V153H17ZM17 154H16V155H17ZM49 154H50V153H49ZM55 154H56V153H55ZM66 154H67V153H66ZM74 154H75V152H74ZM131 154H132V153H131ZM157 154H158V153H157ZM183 154H182V155H183ZM69 155H70V154H69ZM69 155H68V156H69ZM159 155H160V154H159ZM172 155H173V154H172ZM187 155H189V154H187ZM216 155H217V154H216ZM1 156H2V155H1ZM49 156H50V155H49ZM57 156H58V154H57ZM60 156H61V155H60ZM71 156H72V155H71ZM79 156H81V154H80ZM119 156H121V155H119ZM133 156H134V155H133ZM184 156H185V155H184ZM203 156H204V155H203ZM218 156H219V155H218ZM224 156H225V155H224ZM35 157H36V156H35ZM51 157H52V156H51ZM129 157H130V156H129ZM131 157H132V156H131ZM144 157H145V156H144ZM153 157H154V156H153ZM155 157H157V155H155ZM182 157H183V156H182ZM8 158H9V157H8ZM62 158H63V157H62ZM121 158H122V157H121ZM165 158H166V157H165ZM180 158H181V157H180ZM191 158H192V156H191ZM217 158H218V157H217ZM227 158H228V157H227ZM0 159H1V157H0ZM4 159H5V158H4ZM55 159H56V158H55ZM63 159H64V158H63ZM67 159H69V158H67ZM78 159H79V158H78ZM81 159H82V158H81ZM84 159H85V157H84ZM166 159H167V158H166ZM182 159H184V158H182ZM187 159H188V158H187ZM195 159H197V158H194V160H195ZM221 159H222V158H221ZM223 159H224V158H223ZM2 160H3V159H2ZM19 160H20V159H19ZM39 160H40V159H39ZM65 160H66V159H65ZM192 160H193V159H192ZM200 160H201V159H200ZM210 160H211V159H210ZM224 160L226 161V159H224ZM7 161H8V160H7ZM7 161H6V162H7ZM20 161H21V160H20ZM68 161H69V160H68ZM147 161H148V160H147ZM164 161H165V159H164ZM185 161H186V160H185ZM227 161L230 162L229 160H227ZM231 161H232V160H231ZM242 161H243V160H242ZM6 162H5V163H6ZM24 162H25V161H24ZM151 162H152V161H151ZM161 162H162V160H161ZM161 162H160V163H161ZM166 162H167V161H166ZM192 162H193V161H192ZM72 163H73V162H72ZM92 163H93V162H92ZM123 163H124V162H123ZM167 163H168V162H167ZM172 163H173V162H172ZM194 163L196 164V162H194ZM197 163H199V162H197ZM210 163H211V162H210ZM220 163H221V162H220ZM236 163H237V162H236ZM238 163H239V162H238ZM251 163H252V162H251ZM253 163H254V162H253ZM6 164H7V163H6ZM10 164H11V163H10ZM46 164H47V163H46ZM81 164H82V163H81ZM94 164H95V163H94ZM162 164H163V162H162ZM0 165H1V164H0ZM44 165H45V164H44ZM49 165H50V164H49ZM53 165H54V164H53ZM74 165H75V164H74ZM76 165H77V164H76ZM84 165H85V164H84ZM87 165H88V164H87ZM127 165H128V163H127ZM151 165H152V164H151ZM168 165H169V164H168ZM168 165H166V166H168ZM173 165L175 166V164H173ZM193 165H194V164H193ZM201 165H202V163H201ZM241 165L243 166V163H242ZM9 166H10V165H9ZM63 166H64V165H62L61 167H63ZM79 166H80V164H79ZM82 166H83V165H82ZM186 166H187V165H186ZM186 166H185V167H186ZM191 166H192V164H191ZM1 167H3V166H1ZM58 167H59V166H58ZM77 167H78V165H77ZM180 167H181V166H180ZM185 167H184V168H185ZM188 167H189V166H187V168H188ZM214 167H215V166H214ZM90 168H91V166H90ZM182 168H183V167H182ZM84 169H85V168H84ZM170 169H172V168H170ZM188 169H189V168H188ZM71 170H72V169H71ZM201 170H202V169H201ZM215 170H216V169H215ZM62 171H63V170H62ZM165 171H167V169H165ZM187 171H188V170H187ZM203 171H204V170H203ZM216 171H217V170H216ZM229 171H230V170H229ZM55 172H57V171H55ZM60 172H61V170H60ZM66 172H67V171H66ZM70 172H71V171H70ZM158 172H160V171H158ZM163 172H164V171H163ZM201 172H202V171H201ZM217 172H218V171H217ZM5 173H6V171H5ZM22 173H23V172H22ZM58 173H59V172H58ZM164 173H166V172H164ZM24 174H25V171H24ZM65 174H66V173H65ZM65 174H64V175H65ZM88 174H89V173H88ZM167 174H168V172H167ZM175 174H176V173H175ZM185 174H186V173H185ZM26 175H27V173H26ZM26 175H25L24 178H26ZM46 175H47V174H46ZM64 175L62 174V176H64ZM67 175H68V174H67ZM157 175H158V174H157ZM168 175H170V174H168ZM218 175H219V174H218ZM7 176H8V175H7ZM60 176H61V175H60ZM62 176H61V177H62ZM88 176H89V175H88ZM88 176H87V177H88ZM163 176H164V175H163ZM224 177H225V175H224ZM8 178H9V177H8ZM66 178H68V177H66ZM166 178H167V177H166ZM229 178H230V177H229ZM229 178H228V179H229ZM27 179H28V178H27ZM45 179H46V178H45ZM53 179H54V178H53ZM86 179H87V178H86ZM94 179H95V178H94ZM168 179H170V178H168ZM28 180H29V179H28ZM34 180H35V179H34ZM54 180H55V179H54ZM77 180H78V179H77ZM77 180H76V181H77ZM87 180H88V179H87ZM89 180H90V179H89ZM89 180H88V181H89ZM184 180H185V179H184ZM200 180H201V179H200ZM232 180H233V179H232ZM9 181H10V180H9ZM37 181H38V180H37ZM40 181H41V180H40ZM49 181H50V180H49ZM90 181H91V180H90ZM202 181H203V180H202ZM230 181H231V180H230ZM54 182H56V181H54ZM57 182H58V181H57ZM68 182H69V179H68ZM232 182H233V181H232ZM251 182H252V181H251ZM5 183H6V182H5ZM62 183H63V182H62ZM90 183H92V181L89 182V184H90ZM159 183H160V182H159ZM163 183H164V181H163ZM165 184H166V183H165ZM211 184H212V183H211ZM25 185H26V184H25ZM161 185H162V184H161ZM232 185H233V184H232ZM27 186H28V185H27ZM35 186H36V185H35ZM46 186H47V185H46ZM68 186H69V185H68ZM5 187H6V186H5ZM7 188H8V187H7ZM13 188H14V187H13ZM77 188H78V187H77ZM79 188H80V187H79ZM79 188H78V190H79ZM82 188H83V187H82ZM50 189L52 190V188H50ZM62 189H63V188H62ZM80 190H81V189H80ZM94 190H95V189H94ZM163 190H164V189H163ZM239 190H240V189H239ZM28 191H29V190H28ZM33 191H34V190H33ZM65 191H66V190H65ZM68 191H69V188H68ZM68 191H67V192H68ZM141 191H142V190H141ZM143 191H144V190H143ZM164 191H165V190H164ZM15 192H16V191H15ZM15 192H14V193H15ZM59 192H61V191H59ZM145 192H146V191H145ZM24 193H25V192H24ZM30 193H31V192H30ZM77 193L79 194V192H77ZM81 193H82V192H81ZM241 193H242V192H241ZM2 194H3V191H2ZM10 194H11V192H10ZM15 194H16V193H15ZM60 194H61V193H60ZM67 194L69 195V192H68ZM85 194H86V193H85ZM85 194H84V195H85ZM160 194H162V193H160ZM70 195H71V193H70ZM99 195H100V194H99ZM192 195H193V194H192ZM242 195H243V194H242ZM5 196H6V195L4 194V197H5ZM8 196H9V195H8ZM25 196H26V195H25ZM42 196H43V195H42ZM57 196H58V195H57ZM64 196H65V195H64ZM81 196H82V195H81ZM71 197H72V196H71ZM71 197H70V198H71ZM87 197H88V196H86V198H87ZM0 198H1V197H0ZM8 198H9V197H8ZM34 198H35V197H34ZM62 198H63V197H62ZM6 199H7V196H6ZM12 199H14V198H12ZM21 199H22V198H21ZM65 199H66V198H65ZM83 199H84V198H83ZM157 199H158V198H157ZM240 199H241V198H240ZM251 199H252V198H251ZM73 200H74V199H73ZM87 200H88V199H87ZM146 200H147V199H146ZM37 201H38V200H37ZM65 201H66V200H65ZM70 201H71V200H70ZM226 201H227V200H226ZM22 202H23V201H22ZM72 202H73V201H72ZM143 202H144V201H143ZM155 202H157V201H155ZM0 203H1V202H0ZM3 203L5 204V202H3ZM19 203H20V202H19ZM23 203H24V202H23ZM83 203H84V202H83ZM149 203H151V202H149ZM149 203H147V204L149 205ZM233 203H234V202H233ZM1 204H2V203H1ZM24 204H25V203H24ZM79 204H80V203H79ZM151 204H152V203H151ZM154 204H155V203H154ZM10 205H13V204L11 203ZM17 205H19V204H17ZM71 205H73V204L71 203ZM81 205H82V204H81ZM84 205H85V204H84ZM88 205H89V203H88ZM220 205H221V204H220ZM5 206H6V205H5ZM30 206H31V205H30ZM35 206H36V205H35ZM89 206H90V205H89ZM151 206H152V205H151ZM151 206H150V207H151ZM221 206H222V205H221ZM14 207H15V206H14ZM53 207H55V206H53ZM150 207H149V209H150ZM26 208H27V207H26ZM84 208H85V207H84ZM174 208H175V207H174ZM221 208H222V207H221ZM18 209H19V208H18ZM29 209H30V207H29ZM29 209H28V210H29ZM31 209H32V207H31ZM57 209H58V208H57ZM70 209H72V208H70ZM75 209H76V208H75ZM132 209H133V208H132ZM246 209H247V207H246ZM81 210H82V209H81ZM108 210H109V209H108ZM20 211H21V210H20ZM47 211H48V210H47ZM51 211H52V210H51ZM69 211H70V210H69ZM82 211H83V210H82ZM119 211H120V210H119ZM176 211H177V210H176ZM4 212H5V211H4ZM18 212H19V210H18ZM28 212H30V211H28ZM73 212H74V211H73ZM147 212H148V211H147ZM177 212H178V211H177ZM180 212H181V211H180ZM250 212H251V211H250ZM2 214H3V213H2ZM19 214H20V212H19ZM21 214H22V213H21ZM21 214H20V215H21ZM23 214H24V213H23ZM42 214H44V213H42ZM51 214H53V213H51ZM54 214H55V213H54ZM82 214H83V212H82ZM117 214H119V213H117ZM181 214H182V213H181ZM3 215H4V214H3ZM55 215H56V214H55ZM77 215H78V214H77ZM4 216H5V215H4ZM44 217H45V216H44ZM48 217H49V216H48ZM82 217H83V216H82ZM85 217H86V216H85ZM0 218H1V217H0ZM61 218H63V217H61ZM74 218H75V217H74ZM79 218H80V217H79ZM96 218L98 219L97 216H96ZM184 218H185V217H184ZM19 219H20V218H19ZM23 219H24V218H23ZM23 219H21V220H23ZM49 219H50V218H49ZM77 219H78V217H77ZM182 219H183V218H182ZM246 219H247V218H246ZM246 219H245V220H246ZM21 220H20V221H21ZM46 220H47V219H46ZM74 220H75V219H74ZM81 220H82V219H81ZM129 220H130V219H129ZM179 220H180V219H179ZM96 221H97V220H96ZM141 221H142V220H141ZM251 221H252V220H251ZM12 222L16 223L17 220H16V222H15V221H12ZM78 222H80V221H78ZM129 222H130V221H129ZM240 222H241V221H240ZM252 222H253V221H252ZM17 223H18V222H17ZM83 223H84V222H83ZM11 224H12V223H11ZM23 224H24V221H23ZM63 224H64V223H63ZM81 224H82V223H81ZM81 224H80V225H81ZM133 224H134V223H133ZM170 224H171V223H170ZM54 225H55V224H54ZM61 225H62V222H61ZM73 225H74V224H73ZM78 225H79V224H78ZM78 225H77V226H78ZM80 225H79V226H80ZM134 225H135V224H134ZM154 225H155V224H153V226H154ZM157 225H158V224H157ZM160 225H161V224H160ZM236 225H237V224H236ZM66 226H67V225H66ZM158 226H159V225H158ZM260 226L263 227L262 225H260ZM50 227H53V226H50ZM55 227H57V226L55 225ZM68 227H69V226H68ZM97 227H98V226H97ZM101 227H102V226H101ZM103 227H105V226H103ZM103 227H102V229L105 230L106 228H103ZM145 227H146V226H145ZM161 227H162V226H161ZM221 227H222V226H221ZM79 228H80V227H79ZM124 228H125V226H124ZM136 228H137V227H136ZM146 228H147V227H146ZM158 228H159V227H158ZM222 228H223V227H222ZM7 229H8V228H7ZM57 229H58V228H57ZM139 229H140V228H139ZM164 229H165V228H164ZM224 229H225V228H224ZM241 229H242V228H241ZM244 229H245V228H244ZM244 229H243V230H244ZM259 229H260V228H259ZM75 230H76V229H75ZM140 230H141V229H140ZM153 230H154V229H153ZM155 230H156V229H155ZM155 230H154V231H155ZM243 230H241V231H243ZM257 230H258V229H257ZM3 231H4V230H3ZM60 231H61V230H60ZM236 231H237V230H236ZM260 231H261V230H260ZM34 232H35V231H34ZM105 232H106V231H105ZM144 232H145V231H144ZM243 232H244V231H243ZM32 233H33V232H32ZM35 233H36V232H35ZM75 233H76V232H75ZM244 233H245V232H244ZM64 234H65V233H64ZM60 235H61V234H60ZM84 235H85V234H84ZM149 235H150V234H149ZM39 236H40V235H39ZM63 236H64V235H63ZM66 236H67V235H66ZM116 236H117V235H116ZM241 236H242V235H241ZM33 237H34V236H33ZM41 237H42V236H41ZM59 237H60V236H59ZM64 237H65V236H64ZM261 237H262V235H261ZM52 238H53V237H52ZM60 238H61V237H60ZM92 238H93V237H92ZM254 238H255V237H254ZM21 239H22V238H21ZM24 239H25V238H24ZM41 239H42V238H41ZM44 239H45V238H44ZM65 239H66V238H65ZM89 239H90V238H89ZM102 239H103V238H102ZM195 239H197V238H195ZM19 240H20V239H19ZM70 240L72 241V237H71ZM79 240H80V238H79ZM11 241H12V240H11ZM20 241H21V240H20ZM25 241H26V239H25ZM27 241H28V240H27ZM27 241H26V242H27ZM128 241H130V240L128 239ZM128 241H127V242H128ZM18 242H19V241H18ZM22 242H23V241H22ZM89 242H90V241H89ZM111 242H112V241H111ZM127 242H126V243H127ZM16 243H17V241H16ZM70 243H71V242H70ZM70 243H69V244H70ZM87 243H88V242H87ZM131 243H132V242H131ZM11 244H12V243H11ZM19 244H20V243H19ZM29 244H30V243H29ZM69 244L66 243L67 246H68ZM81 244H82V243H81ZM83 244H84V243H83ZM113 244H114V243H113ZM30 245L32 246V243H31ZM30 245H29V246H30ZM43 245L45 246L46 244H43ZM50 245H51V244H50ZM87 245H88V244H87ZM89 245H90V243H89ZM91 245H92V244H91ZM95 245H96V244H95ZM99 245H100V244H99ZM116 245H117V244H116ZM29 246H28V247H29ZM51 246H52V245H51ZM79 246H80V245H79ZM92 246H93V245H92ZM92 246H91V247H92ZM96 246H97V245H96ZM117 246H118V245H117ZM125 246H126V245H125ZM45 247H46V246H45ZM45 247H44V248H45ZM52 247H54V246H52ZM55 247H56V246H55ZM82 247H83V246H82ZM86 247H87V246H86ZM100 247H101V246H100ZM106 247H107V246H106ZM106 247H105V248H106ZM129 247H130V246H129ZM132 247H133V246H132ZM134 247H135V246H134ZM36 248H37V247H36ZM65 248L67 249V247H65ZM70 248H71V246H70ZM137 248H138V247H137ZM245 248H246V247H245ZM10 249H11V248H10ZM52 249H53V248H52ZM66 249H65V250H66ZM74 249H75V248H74ZM132 249H133V248H132ZM135 249H136V248H135ZM135 249H134V250H135ZM65 250H63V251H65ZM72 250H73V249H72ZM76 250H78V249H76ZM97 250H98V249H97ZM102 250H103V249H102ZM138 250H139V249H138ZM259 250H260V249H259ZM66 251H67V250H66ZM86 251H87V249H86ZM86 251H85V252H86ZM93 251H94V250H93ZM103 251H104V250H103ZM82 252H84V251H82ZM94 252H95V251H94ZM97 252L99 253V250H98ZM241 252H242V251H241ZM66 253H67V255H70L69 250H68ZM90 253H92V252L90 251ZM101 253H102V252H101ZM106 253H107V252H106ZM72 254H73V253H72ZM81 254H82V253H81ZM94 254H95V253H94ZM122 254H123V253H122ZM77 255H78V254H77ZM99 255H101V254H99ZM102 255H103V254H102ZM260 255H261V254H260ZM85 256H86V255H85ZM169 256H170V255H169ZM173 256H174V255H173ZM66 257H67V256H66ZM77 257H78V256H77ZM79 257H80V256H79ZM95 257H96V256H95ZM98 257H99V256H98ZM101 257H102V256H101ZM101 257H100V258H101ZM104 257H105V255H104ZM257 257H258V256H257ZM82 258H83V257H82ZM105 259H106V258H105ZM63 260H64V259H63ZM89 260H91V259H89ZM106 260H108V259H106ZM124 261H125V260H124ZM161 261H162V260H161ZM65 262H69V260H67V261H65ZM91 262H92V261H91ZM108 262H109V261H108ZM235 262H236V261H235ZM34 263H35V262H34ZM39 263H40V262H39ZM46 263H47V261H46ZM74 263H75V262H74ZM215 263H216V262H215ZM215 263H213V264H215ZM66 264H67V263H66ZM72 264H73V262H72ZM88 264H89V263H88ZM115 264H117V263H115ZM130 264H131V263H130ZM148 264H149V263H148ZM194 264H195V263H194ZM240 264H242V263H240Z\"/></svg>",
	"mask_w": 264,
	"mask_h": 264
}]
</instances>
